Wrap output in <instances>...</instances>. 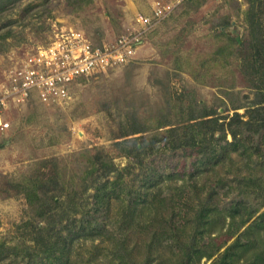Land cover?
<instances>
[{"label": "rangeland", "instance_id": "374dc122", "mask_svg": "<svg viewBox=\"0 0 264 264\" xmlns=\"http://www.w3.org/2000/svg\"><path fill=\"white\" fill-rule=\"evenodd\" d=\"M176 1L0 0V98L9 122L0 128V264H47L38 231L58 215L40 213L55 203L70 216L56 224L72 239L66 264H213L237 241L232 264H264V227L253 225L264 212V108L255 110L264 78L249 74L244 59L257 32L251 15L264 23V0ZM69 28L99 46L122 35L138 41L124 64L73 82L66 100L45 104L34 94L15 101L9 72ZM208 111L226 123L235 111L245 120L253 115L255 127L243 128L238 140L197 127L195 139L209 141L192 145L191 129L179 121ZM136 128L147 131L123 136ZM141 135L139 157L123 151L129 144H116ZM102 160L109 170L85 175ZM118 175L114 197L98 205L96 187ZM205 206L215 210L196 234L195 214ZM235 209L238 220L254 213L236 232Z\"/></svg>", "mask_w": 264, "mask_h": 264}, {"label": "trees", "instance_id": "16d2710c", "mask_svg": "<svg viewBox=\"0 0 264 264\" xmlns=\"http://www.w3.org/2000/svg\"><path fill=\"white\" fill-rule=\"evenodd\" d=\"M84 1V0H82ZM90 0H85V2H89ZM251 15V14H250ZM252 20H251V24H252V29L254 28L255 31L257 30V32L254 34L253 36V43H250V47L246 48L245 50V55H244V59H246L245 64L247 63V68L248 71H250L249 74H254V75H258V77L260 79L264 78V37H263V31H264V23L261 20L255 19V14H252ZM251 19V18H250ZM10 35V30L6 33V36ZM2 38H5V35L1 36ZM257 64V65H256ZM259 89V85H257ZM261 92H263V89L261 88L260 90ZM262 97L260 98L259 101L255 102L256 105H258L257 109L255 110H260V108L263 106L264 108V93L261 94ZM245 106H237L235 107V109H240L243 108ZM206 112V113H200L198 115L195 114H190L187 116L186 119H181V121H179L181 123L186 122L187 127H189L192 131L191 133V137L189 139L190 143L192 145H204L206 143H208V139L206 138V136H201L200 137V141L198 142L195 137L200 136L202 132H197V127H200L202 129V131L204 130L206 134H210L211 136L214 134L215 131L219 130L221 132V137L225 138L226 134L228 132L231 133V135L233 136V138L235 140H238L241 136V133H243V128L247 127L248 125L251 127L250 129H252L255 124V122H253L256 117H254L253 115H251V117L247 120H245L243 118V115L241 113H239L238 111H235V114L230 118V120L226 123L225 121H221L218 117H211L208 118L209 116L213 115L214 113L212 112ZM226 118V117H224ZM255 118V119H254ZM264 118V117H263ZM260 120V119H259ZM165 126V122L164 121H160L157 124V128H161ZM257 128L255 129L256 131L259 129L260 124L256 125ZM170 131H173L174 129H168ZM147 129H134L131 133H124L123 136H127L133 133H139V132H146ZM144 135L138 136V137H131V138H125L122 141H117V145H125V144H129L130 147H127L125 149H123V151L128 154V155H134L139 157L141 155V153L139 152L140 150V146H139V141H143L145 139V137H143ZM210 136V137H211ZM185 144V143H184ZM139 146V147H138ZM204 148V147H202ZM201 148V149H202ZM205 148H210L205 147ZM98 162L97 161H92V165L90 166V169L86 171V176L92 174L93 172L97 171L99 168H107L108 170L110 169L109 167L111 166L107 161L102 160L100 161V165L97 166ZM58 175H60L58 173ZM122 175V174H120ZM118 175V179L104 187H101V185L96 187V193H95V198H96V202L98 205L100 204H104L105 202H109L111 197H114V193L116 192V190L118 189V186L121 185L123 183V178L122 176ZM85 176V177H86ZM251 181H254L252 179H250ZM50 182V181H47ZM44 185H41V188H43ZM72 195V194H71ZM54 198H57L56 196H54ZM71 200L75 201V197L72 196ZM54 202H58L57 199ZM60 202V201H59ZM140 202V199L135 198L133 199L132 203H133V209L136 208V205H138ZM61 203V202H60ZM70 203V202H69ZM75 203L72 202V204L70 205H74ZM60 207V205H56V203L50 207L51 209H49L46 212H41L40 216L46 218L48 213H52V215H58V218H56V220H54L53 218H51L48 216L46 219L48 220V224L47 226H42L39 228L38 233L41 234L40 236H43L42 239H46V245L44 246V254H45V260L47 264H51L53 262H56L57 264H66L67 261L69 260V255H68V251L70 249V247H68V245L71 242V237L70 236H64L62 235V228H58L56 229V224L57 222L63 221V220H70V216L68 215L69 213L64 210V212L58 214V208ZM77 211L82 213V216H84L83 214H86L85 210H81V209H76ZM214 208H210L209 206H205L204 209H200V211H197V213L195 214V219H197V222H199V226L202 227V229H198L196 230V234L198 233H203V227L205 226V224H207V222L210 221L211 218V214L214 211ZM38 212V211H37ZM39 213V212H38ZM241 213H239V211H237V209H235V211H232L230 214V217L233 219L232 222V231L234 230V232H236L237 230H239L244 224L247 223V221H249V219H251L254 215V213H249L248 217L246 219H244L242 217V219H236V217L238 215H240ZM51 216V215H50ZM54 216V217H55ZM243 216V215H242ZM82 220H85L84 217H82ZM255 223L253 224L255 227L258 226L260 228L264 227V212L259 216L258 220L254 221ZM69 224V223H68ZM69 226V225H68ZM99 228V226H95L93 230H97ZM101 229V227H100ZM103 230H105V227H103ZM41 231H44L43 233H40ZM70 231L72 232V229H70ZM163 234L166 233L164 230H162ZM157 235L162 236V233L159 232V234L157 233ZM39 243L42 242L41 238L36 239ZM177 241V240H176ZM178 242V241H177ZM238 243L235 242L232 245H229L226 250L224 251V253L221 255V257L214 262L213 264H232V260H233V255L234 252L233 250H231L232 247H235V245ZM1 246H3V243L0 244ZM184 246V245H183ZM198 243L196 242L195 244H193V246L189 247V245L186 247V249H188V256L192 255V253L194 251H197L199 249L198 247ZM221 246L216 247L215 249L211 250L208 252L209 256H213L216 254V252L218 251V249ZM17 248V247H15ZM66 253H65V251ZM193 251V252H192ZM23 252L24 255L28 256V252H26L25 247H23ZM39 255V254H38ZM32 256V255H30ZM33 257V256H32ZM38 258V257H37ZM36 258L33 257L32 262H34ZM44 263V261L42 262Z\"/></svg>", "mask_w": 264, "mask_h": 264}, {"label": "built area", "instance_id": "2783aa9c", "mask_svg": "<svg viewBox=\"0 0 264 264\" xmlns=\"http://www.w3.org/2000/svg\"><path fill=\"white\" fill-rule=\"evenodd\" d=\"M182 0H177L176 4ZM176 4L160 5L156 16L162 17ZM139 21L149 22L142 14ZM137 37L122 35L115 42L95 45L86 34L69 28L56 32L54 40L45 49L38 48L27 54L9 72V95L17 102L26 101L36 94L40 101L52 104L66 100L70 87L81 77L107 72L124 64L134 54ZM4 99L0 98V128L5 129L9 122L4 116Z\"/></svg>", "mask_w": 264, "mask_h": 264}]
</instances>
